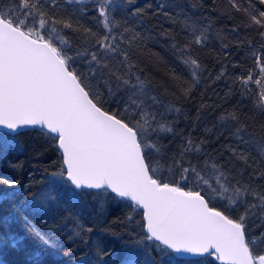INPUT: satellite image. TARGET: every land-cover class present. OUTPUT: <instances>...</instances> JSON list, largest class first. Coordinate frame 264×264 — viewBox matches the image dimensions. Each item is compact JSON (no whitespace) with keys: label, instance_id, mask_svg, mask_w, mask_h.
<instances>
[{"label":"snow or ice","instance_id":"6c2138e0","mask_svg":"<svg viewBox=\"0 0 264 264\" xmlns=\"http://www.w3.org/2000/svg\"><path fill=\"white\" fill-rule=\"evenodd\" d=\"M86 2L66 0L67 4ZM230 2L240 10L236 0ZM247 3L249 8L243 11L249 15L248 26H255L257 34L264 39V0H247ZM122 7L117 0H100L97 12L108 34L96 40L93 45L96 51L69 55L62 47L68 44L62 32L76 30L72 23L75 12L67 19L50 14L51 10L61 8L59 0H11L7 9L0 3V129L6 130L0 132V140L5 145L19 147L17 136L21 130L36 127L42 135L56 142L63 153L64 167L53 176L66 177L58 203L68 205L89 194L85 190H101L96 194L132 201L133 211L142 208L144 240L152 243L129 253L132 264H157V257L161 264H179L188 255L215 256L224 264H264V251L257 249L258 241L264 240V232L259 236L247 234L250 217H257L264 223V191H258L252 183L235 180L228 169L209 158L211 154L205 151L203 141L196 142L189 137H183L181 159L173 158V165L179 170V181L162 182L157 168L146 161L145 149L159 151L155 143L146 139L149 130L175 134L168 115L179 113L181 109L166 105L154 94L150 82L132 71L136 66L131 63L129 52L120 50V45H131L138 34L125 38V33L132 31L126 27L119 35L113 34L120 28L113 13ZM142 11L133 9L131 14L139 16ZM163 14L169 15L168 12ZM206 33L207 29L192 26L186 33L189 39L182 47L176 43L172 45L182 57H187L183 62L189 66L193 78L183 91L185 96L191 94V88L199 83L198 74L204 70L191 50L194 45L205 44ZM253 55L258 75L264 78L261 53ZM76 57H90L86 60L90 66L95 65L102 75L116 82V90L122 91L124 96L121 109H104L99 94L73 67ZM240 79L246 90L250 83L258 86L256 106L264 111V83L261 79L253 80L251 72ZM109 93L115 94L111 88ZM220 119L236 122L238 139L242 144L249 143L245 139L246 127L240 125L235 112L222 114ZM251 143L264 154V143ZM229 151L249 163L243 152L238 153L231 147ZM189 153L205 158L201 164L187 160L185 166L184 157ZM250 180L264 182V171L253 170ZM2 182L13 187L19 183L16 180ZM205 190L208 198L202 194ZM249 198L255 202H249ZM210 199L223 201L224 210L210 206ZM54 200L56 195L42 191L29 206L41 212L50 209ZM240 205H244L245 210L237 218L225 214ZM4 223L7 220L0 219V224ZM25 223L37 239L52 246L27 218ZM76 228L75 236L92 231L79 223ZM18 245L22 246L23 241L13 239L12 246ZM100 255L107 253L98 254L97 260ZM83 264H92V260L85 259Z\"/></svg>","mask_w":264,"mask_h":264},{"label":"trees","instance_id":"16d2710c","mask_svg":"<svg viewBox=\"0 0 264 264\" xmlns=\"http://www.w3.org/2000/svg\"><path fill=\"white\" fill-rule=\"evenodd\" d=\"M117 2L123 7L113 13L120 25L113 34L119 35L125 27L132 30L125 33V38L138 34L131 45H120V50L128 51L131 63L136 66L132 71L149 81L154 94L166 105L181 109L179 113L168 115L175 134L149 130L146 137L149 143H155L159 148L158 152L145 149L146 161L157 168L158 178L162 182L179 181V170L174 167L173 158L181 159L183 137H189L196 142L203 141L205 151L211 154L209 158L228 169L235 180L252 183L258 191H264V182L250 180L253 170L264 171V154L251 143H264V111L256 106L258 86L250 83L246 90L240 79L251 72L253 80L261 79L264 83V78L258 75L253 55L254 52L261 53V63L264 64V39L257 34L255 26H248L249 15L243 11L249 8L247 0H236L239 11L230 0ZM0 3L7 9L11 0H0ZM59 3L61 8L51 10L50 14L67 19L75 12L72 23L76 30H63L62 35L68 44L62 47L69 55L96 51L93 47L96 40L108 34L97 12L100 0H87L85 4H67L66 0H59ZM161 4L165 6L163 9L159 7ZM257 7L260 6L257 4ZM137 8L143 11L139 16H133L131 12ZM164 12L169 15L165 16ZM192 26L207 29V41L202 46L194 45L191 50L204 70L198 74L199 83L191 88V94L185 96L183 91L193 78L189 66L183 62L187 57H182L172 45L176 43L182 47L189 39L186 33ZM89 58H75L73 67L77 74L99 94L105 110L121 109L122 91H117L116 82L102 75L95 65L90 66L86 62ZM109 88L114 95L109 93ZM230 112H235L240 125L246 127L245 139L249 143L242 144L238 139L236 122L221 121V115ZM17 139L19 147L5 145L0 140V219L7 220V223L0 224V264H83V260L89 258L92 264H132L129 253L152 243L144 240L143 211L141 208L133 211L132 201L114 198L113 195H97L101 190H85L89 194L76 202L68 205L58 203L66 177L53 176L64 167L56 142L42 135L39 128L21 131ZM230 147L236 148L238 153L243 152L249 163L234 156L229 151ZM204 158L189 153L184 157L185 166L187 160L201 164ZM3 180L19 183L13 187ZM181 186L191 187L190 184ZM42 191L53 193L56 200L50 209L38 212L29 206V202ZM202 194L208 198L207 190ZM209 202L211 206L224 210L223 201L210 199ZM249 202L255 201L249 198ZM244 210L245 206L240 205L225 214L235 219ZM129 216L131 220L127 219ZM25 218L50 241L51 247L35 237ZM77 223L90 227L92 231L75 236ZM247 228L248 235L259 236L264 232V223L257 217H250ZM13 239H21L23 245L13 247ZM257 249L264 251V240L258 241ZM102 253L107 255H100L97 260V255ZM156 259L157 264H161L159 258ZM179 264L222 263L215 256H205L183 259Z\"/></svg>","mask_w":264,"mask_h":264},{"label":"water","instance_id":"95a60500","mask_svg":"<svg viewBox=\"0 0 264 264\" xmlns=\"http://www.w3.org/2000/svg\"><path fill=\"white\" fill-rule=\"evenodd\" d=\"M36 127H27V128H24L23 130H21V131H24V130H28V129H35ZM2 130H4V129H2ZM6 131V130H5ZM61 151V153H62V150H60ZM62 156H63V153H62ZM134 203V202H133ZM211 206V205H210ZM142 209V208H141ZM142 211H144L143 209H142ZM205 256H208V255H204V256H191V255H188V256H186L184 259H199V258H202V257H205ZM220 263H222V264H224V262L223 261H221V260H218Z\"/></svg>","mask_w":264,"mask_h":264}]
</instances>
